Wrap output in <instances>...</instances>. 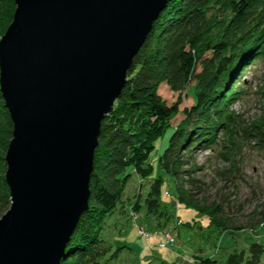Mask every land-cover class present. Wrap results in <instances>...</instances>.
I'll return each instance as SVG.
<instances>
[{"label": "water", "instance_id": "1", "mask_svg": "<svg viewBox=\"0 0 264 264\" xmlns=\"http://www.w3.org/2000/svg\"><path fill=\"white\" fill-rule=\"evenodd\" d=\"M0 38L12 124L0 264H60L89 209L101 122L167 0H14Z\"/></svg>", "mask_w": 264, "mask_h": 264}, {"label": "trees", "instance_id": "2", "mask_svg": "<svg viewBox=\"0 0 264 264\" xmlns=\"http://www.w3.org/2000/svg\"><path fill=\"white\" fill-rule=\"evenodd\" d=\"M11 21L4 31L0 28V38ZM258 63L264 68V0H167L133 59L112 112L101 122L89 209L81 216L60 264H101L109 252L100 235L104 220L117 210L132 174L151 179L149 158L155 143L178 114L182 118L158 157L161 171L174 183L176 201L205 213L210 225L221 232L243 230L229 228L221 205L199 206L194 200L198 182L190 178V159L201 146L219 148L221 157L230 160L226 155L240 151L242 141L264 151V101L261 116L248 127L232 110L242 94L247 69ZM262 81L264 89V76ZM191 82L196 84L194 102L181 113V98L168 105L157 94L160 83L182 93ZM11 137L12 124L0 94V217L10 206L4 153ZM153 181L146 196L149 212L161 206L162 179ZM133 208L138 210L137 203ZM260 217L264 222V211ZM263 255L264 246L252 243L246 253H229L224 264H260ZM200 264L217 262L204 258Z\"/></svg>", "mask_w": 264, "mask_h": 264}, {"label": "rangeland", "instance_id": "3", "mask_svg": "<svg viewBox=\"0 0 264 264\" xmlns=\"http://www.w3.org/2000/svg\"><path fill=\"white\" fill-rule=\"evenodd\" d=\"M13 7L12 0L0 1V28L3 31L11 21ZM263 72L259 63L247 69L242 94L232 105V110L246 127L262 114ZM195 85L191 82L178 93L166 83H160L157 94L168 105L181 98V113L192 106ZM181 118L178 114L155 143L149 158L153 166L151 179H140L132 174L117 210L104 220L100 235L109 252L101 264H200L204 258L224 264L227 255L233 251L246 253L252 243L264 246V222L261 223L260 217L264 211V151H258L253 142L247 145L242 141L240 151H231L230 157L226 155L230 160L221 157L219 148L199 146L191 155L190 178L198 182L193 190L194 200L199 206L221 205V215L228 219L229 228L243 229L232 234L221 232L210 225L205 213L176 201L174 183L159 167L158 157L167 147ZM159 177L162 179L161 206L149 212L146 196L153 180ZM135 203L137 211L133 208ZM260 264H264V255Z\"/></svg>", "mask_w": 264, "mask_h": 264}]
</instances>
